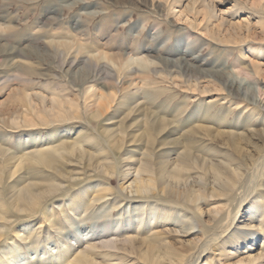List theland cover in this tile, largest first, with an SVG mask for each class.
<instances>
[{
  "label": "rangeland",
  "instance_id": "1",
  "mask_svg": "<svg viewBox=\"0 0 264 264\" xmlns=\"http://www.w3.org/2000/svg\"><path fill=\"white\" fill-rule=\"evenodd\" d=\"M263 132L264 0H0V264H264Z\"/></svg>",
  "mask_w": 264,
  "mask_h": 264
},
{
  "label": "bare ground",
  "instance_id": "2",
  "mask_svg": "<svg viewBox=\"0 0 264 264\" xmlns=\"http://www.w3.org/2000/svg\"><path fill=\"white\" fill-rule=\"evenodd\" d=\"M264 134V132H263ZM49 153L51 152H42V153H39V157L41 158V160L46 164V165H50L52 162H51V159L49 158ZM139 174V173H137ZM184 188V193L187 195H189V198H194L195 199H198V196L195 194V192H193V190L191 189V187L189 186H185L183 187ZM151 190V187L150 185H147V184H144L142 187H140V192H145V191H150ZM105 199V196L103 195H97L95 197H93L91 199V203H95V202H99V201H102ZM82 204H79V207L81 206ZM89 206L88 204L85 206L87 207ZM236 217L237 215L239 214L240 212V208H238V210L236 211ZM235 219V218H234ZM233 224V223H232ZM141 233V230L140 229H136V233L134 234V236L132 238H130V244H131V247L132 249L135 247V242H136V238H138L139 234ZM134 250V249H133ZM76 261H79V262H83L84 264H98L97 262H94V260H90L88 259V255L85 254V253H81V255L78 256V258H76Z\"/></svg>",
  "mask_w": 264,
  "mask_h": 264
}]
</instances>
